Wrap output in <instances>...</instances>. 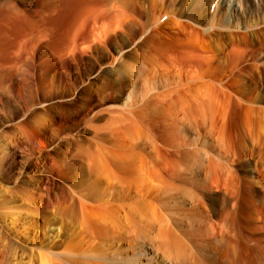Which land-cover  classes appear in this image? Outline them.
Wrapping results in <instances>:
<instances>
[{"label": "rangeland", "instance_id": "1", "mask_svg": "<svg viewBox=\"0 0 264 264\" xmlns=\"http://www.w3.org/2000/svg\"><path fill=\"white\" fill-rule=\"evenodd\" d=\"M139 1L133 0L134 4L131 2L123 5L124 8L120 11L122 14L120 12L111 13L109 10L107 11L110 13L100 10L94 15L89 16V14L69 35L71 20L75 17V13L77 16L81 13L79 10L84 11L91 4V6L98 4L101 6L102 1L76 2V8L68 14V12L63 13L62 8L65 6L63 0H0V17L3 11L11 10V8L17 9L23 15L8 21L0 19L2 21L0 22V125L3 123L0 133L12 136L15 132L22 137L17 126L32 120V117L40 113L43 115V110L46 108H50L53 114L55 113V128L58 129L48 130L49 132L46 130L44 135H33L30 143H24L21 151L13 148L7 151L0 150V204L6 202L4 199L12 201L11 197L14 194L10 190L17 188L20 179L28 181V178L18 173L25 160V155L30 157L27 159L30 165L24 173L30 177H38L44 181L50 180L56 185L65 186L67 184L64 180L66 172L56 166L62 163L63 159H69L70 156L64 153L72 154L78 146L92 147L93 151L97 147L94 145L96 140H99L97 141L98 147L101 142V146H109L110 149L114 147V150L122 152L130 151V149L132 151L135 148L141 151L143 147L145 151L144 153L141 151V155H144L142 159L140 158L142 163L145 164L148 158L154 155L153 161L162 164L161 167L163 164L165 166L168 164L162 167L164 168L162 174H165V178H169L167 172L171 171L170 164L173 163L174 158L177 159L172 148L177 147L170 148L168 142L166 143L165 130L167 125L169 129L170 119L168 117L173 113L171 112L172 105H178L179 98L182 99L190 90L187 88L189 84L187 77L192 73L196 77L194 78L196 82L201 79L202 81L208 80L210 88L205 92L209 96L200 101L201 106L203 105L202 109L198 102L196 105L190 101L196 106L199 105L198 110L192 105L191 111L193 112V108L197 110L195 115L193 113V115H185V120L180 113L178 119L183 124L185 122V125L191 123V129L184 128L191 132H186V137L193 138L198 148L208 150L211 158H214L215 151L221 152L220 161L224 163L227 170L224 172V179L218 183H211V178L209 179L212 191L205 194L204 202L212 221L210 227L212 237L209 247L211 250L209 251L212 261L215 260L211 264H255L256 261L264 264V137L254 142L249 135L250 132L255 137L256 130H264V124L261 123H264V0H241V11H232L234 14L226 11L225 0H172L176 4L174 17L184 23L185 28L181 27V30L178 27L167 25L166 17H160L163 15L164 7L168 6L171 0H145V6ZM237 1L239 0H234V2L227 0L231 5L232 2L237 4ZM102 12L108 15L103 16ZM219 14L224 20L220 23L217 21ZM207 19L208 23L204 22ZM101 27L103 31L106 30L104 31L106 34L100 29ZM142 42H147V47L142 50L146 52L148 50L152 55L157 52L159 55H154L158 67L166 66L160 67L162 69L159 68L156 75L155 84L158 92L153 96L158 98L154 100L155 97L147 98L145 95L142 102L138 99L135 107V103H132V107L126 110L125 104L128 102L126 96L130 85L123 82L121 85L111 84L103 100L101 96L98 97L91 92H89L91 97L86 100L84 96H87L89 90L83 86L86 79L98 72L101 77L108 79L107 71L113 60L123 53L122 58L126 56L122 60L130 62L132 60L130 54H133L135 49L141 48ZM150 43L153 45L151 46ZM237 48L238 51H236ZM233 49L235 52H232ZM185 51L187 54H184ZM234 58H236L235 62ZM143 89L149 90V85H145ZM173 91L175 92L171 93ZM66 92H78L82 100L79 98L72 100L66 96ZM165 92L168 94L166 95ZM148 104L150 105L147 106ZM139 111H141L140 114ZM144 112H147L146 116ZM115 113H118L117 116ZM112 115L127 120V123L125 120L123 130H137L141 131V134L147 132L140 135L141 139L138 137L135 140H130L129 136H127L128 139L123 135V138L126 137L124 140L129 141H123L120 137L122 142L117 137L119 133L116 134L119 130H112L111 133L109 130V132L105 131V122L110 121ZM32 122H35V119ZM260 123L261 127H259ZM33 125L34 123L28 124L30 127ZM98 126H101V129ZM219 130L223 132L220 133ZM53 131H57L59 138L58 135H54ZM112 135L115 137H111ZM66 137L67 141H65ZM142 137L146 138L145 141ZM160 137H164L163 140L159 139ZM89 139L94 141H89ZM153 139H155L154 142H152ZM161 140L165 141L161 144ZM150 143H157L154 144L156 147L154 152L153 144ZM156 151H160L158 152L160 157ZM41 158L44 160L43 165L45 164L42 172L36 167L38 166L36 160H41ZM72 162L81 164L80 161L78 163L73 159ZM78 165L77 167L80 168ZM47 168H50L51 172H46ZM80 172L81 170H77L75 177ZM122 173L121 175L125 176V173ZM151 176L154 179L156 177L155 180H157V175ZM142 177L145 178V183L143 181L139 189L141 193L147 194L151 185L148 184L145 174ZM246 186L249 193V186L252 187L251 194H254L255 199L257 196L261 197V202L257 205L255 202L252 209L245 207V203L242 202V194L245 196L247 192H245ZM65 198L63 192L52 189L50 198L53 203L52 211L49 210L50 207L43 209L44 211H40V216L36 218L40 225L44 223V220L55 221V227L68 232L62 235V240L60 239L64 244L72 238L70 233L75 234L79 232L78 228L81 229L77 222L80 220L78 204ZM21 203L26 202H16V204ZM233 204H238L239 207L242 205V208L233 209ZM1 205L0 231L3 230L9 234L8 237L13 239L14 244L12 247H7L0 241V264H39L31 245L23 241L24 237L19 234V231L12 229V222H17L18 225L14 226H17L16 229L19 230L22 226L19 222L22 221L14 219L9 213L11 211L6 208L3 210V205ZM228 209L230 210L229 219L232 220L234 216V225L223 224ZM25 223L27 222L23 221L22 224ZM45 232L51 237L56 234V231L51 229H46ZM42 240L44 241V238Z\"/></svg>", "mask_w": 264, "mask_h": 264}, {"label": "bare ground", "instance_id": "2", "mask_svg": "<svg viewBox=\"0 0 264 264\" xmlns=\"http://www.w3.org/2000/svg\"><path fill=\"white\" fill-rule=\"evenodd\" d=\"M63 1L65 5L64 8H62L63 13L68 12V14H70L69 12L71 10H74V8H76L75 6L76 2L79 1L83 2L85 0H63ZM100 1H102L101 6H99V4L95 6H91L92 5L91 4L88 8L87 7L86 9L84 8L85 9L84 11L79 10L81 13H79L77 16H76L77 13H75V17L72 16V18L73 17L74 18L71 20L72 22L70 24L69 35L76 27H78L79 23L89 14H90L89 16H91L92 14L94 15L95 12L100 10H105L104 12H108L107 10H109L111 11V13L114 12L119 13L124 8L123 5L126 4L128 5L129 3L133 2V0H100ZM240 1L241 0L237 1L238 3L235 4L233 3L234 2L233 0L231 5L229 2H227V0H225L224 4L226 6V11L228 10L229 14H234L233 12L241 11L240 5L242 2L240 3ZM139 3L144 6L146 5L145 0H140ZM167 5L168 6L164 7L163 9V15L160 17L162 18L164 16L167 18L166 19L167 25L176 28L178 27V29L180 28V30L182 28H185L184 23H182L181 20H178V18L174 17L175 15L174 13L176 11V7H175L176 4L172 1L170 4ZM104 12H102L103 16H106L108 15V13H110L108 12L107 14L106 13L103 14ZM20 15L21 14L17 9L11 8V10L8 9L7 11H3L2 17H0V19L2 21L3 20L8 21L9 19L20 17ZM159 19H157V21ZM222 19L223 18L221 14H219V16L217 17V21H219V23L223 22L224 20ZM93 20L95 21V19ZM204 22L208 23V19L204 20ZM102 27L100 29H102ZM104 31L103 33H105ZM154 35L153 37H155ZM200 39L202 40V38ZM146 47H147V42H142V47L135 49V52L136 51L138 52L136 54H134L135 52H133V54H130L132 58L130 62H128V60L123 61L122 59L126 55L122 58L123 53L122 52H121L122 54L119 53L122 56L119 55L117 59L115 58L116 60H113V62L109 65V68L107 67L108 68L107 73H109L108 79H105L104 76L101 77V75L98 74L100 73L98 71H97L98 73L86 79L85 83H83V86H85V88L89 90L87 96L85 95L84 98L86 100H89V98L91 97L89 96V92H91L96 94L98 97L101 96V99L103 100L106 96L105 93L109 90L111 84L114 83L117 85L118 84L121 85L123 82H127V85H130V89L126 96L128 101L127 103L130 104L128 105L127 103L125 104L126 106L125 108L127 110V108L128 107L131 108L132 103H135L138 99L141 100L142 102L143 97L145 95L148 98L157 94L158 92L156 90L157 85L155 84L157 78L156 75L159 72L158 69L165 65L158 67L157 65L158 63L155 61L156 57L154 55L156 56L159 55H157V52L154 55H152L151 52L150 53L148 52V50L147 52L146 50H142ZM148 48L150 49V47ZM236 51H238V48ZM232 52H235V50L233 49ZM184 54H187L186 51L184 52ZM189 55H191V53ZM115 61H117V63H115ZM233 61L235 62L236 58H234ZM194 78H196L194 74L191 73L188 75L187 80L189 84L187 85V88H189L190 90L184 95L185 97L183 96L182 99L181 97L179 98L180 103L178 105L177 104L172 105L171 107L172 111L171 110L170 111L173 113L168 117L170 119L168 121L170 123V124L168 123L169 129H168V125L167 127L165 125V127L168 129L165 130V132L167 133V134L165 133L167 137L164 136L167 139L166 143L168 142L167 144L170 146V148L174 146L177 147V148H172L174 150V154L177 156V159L174 158L175 160L173 159V163L170 164L172 167L171 171L167 172L165 168L167 174H169L168 175L169 178H165L164 177L165 174L164 175L162 174L163 173L162 170L164 169L162 167L163 166L166 167L168 164L166 166L163 164V166L161 167L162 164L160 165V163H157L156 161L155 163L153 161L154 158L152 157H154V155L150 157L151 159L148 158L147 156L148 160L145 162V164L142 163V160H140V158L142 159V156L144 155V154L141 155L142 152L145 151L143 147L141 150L142 152L140 150L139 151L135 150L136 148L132 151L130 149V151H126V152L125 151L122 152L121 150L120 151L117 150L118 151L117 152L116 150L113 149L114 147L110 149L111 147L109 148V146L108 147L101 146L100 145L101 142L99 143V147L101 146L99 148L97 143V141L99 140L95 141L96 144L94 145L95 147L96 146L97 147L93 151L91 150L92 149L91 146H89L91 148H88L87 146L86 148L83 146H82L83 148L81 146H78L76 147L74 153L72 154H70L69 152L64 153V155L70 156L68 157L69 159H63V162L57 165L56 163L58 162L55 163L56 166L60 167V169L61 168L64 169L66 172L65 173L66 176L64 180L67 184L65 186L56 185L50 180L44 181L43 179L38 177L28 176V174L24 173V171H26V169L30 165V163L27 160L30 159V157L29 156L26 157V155L24 156L25 160L23 161L18 173L23 175L22 177L28 178V181H26L25 179L24 180L20 179L19 180L20 184H18L17 188L15 190L13 189L10 190L13 191L12 193L14 194L13 197L9 196L12 198V201H10L9 199H4L6 202L3 201L1 202H3L2 203L3 210L4 208H6L7 210L9 209L11 211L9 213L13 216L14 219H17V221L18 220L22 221L19 222L22 225L21 228L19 227L20 228L19 230L16 229L17 226L16 227L14 226V225H18L17 222L16 221L12 222L13 224L12 229L19 231V234L22 237H24L23 241L31 245V247L34 249L33 252H35L37 255L39 264H211V262L215 260L214 259L212 261V257L209 251L210 249L209 247L211 243L210 238L212 237L211 235L212 232L210 229V227L212 226V221L208 207L206 206L204 201L206 199L205 194H209L212 191V187L209 183L210 182L209 179L211 178V183H218L220 180L224 179L225 176L224 172H227V170L223 165L224 163L220 161L222 157L221 152L215 151V156H213L214 158H211L208 150L206 151V149L203 148L201 149V147L198 148V146L195 145L194 143L195 141H193L194 140L193 138L188 139V137H186V132H190V131H186V129L184 128L186 127L190 128L191 123L190 124L187 123L185 125V122L183 124L181 123L182 121L180 122V120L178 119L180 113L184 119H185L184 117L185 115L188 116L189 114L193 115L198 110L199 108L198 106L199 105L201 106L202 102L200 101H202V99H204L206 96L207 97L209 96V94L205 92V90H208L210 88V83L209 82L207 83L208 80L207 81L205 80L206 81L205 82L202 81L201 79L198 82H196V79ZM145 85L147 86L149 85V90L143 89L145 88ZM139 90H142L144 93ZM175 91L171 93H174ZM165 94L167 95L168 93L165 92ZM66 96L70 97V99L72 100L79 98L78 92L76 93L66 92ZM156 98L158 97H155L154 100ZM80 100H82V98ZM190 101L194 102V104L198 102L199 105L196 106L197 104L194 105L193 103H190ZM135 105L136 103L134 104V107ZM149 105L150 104H148L147 106ZM192 105H194V108L197 110H194L193 108V112H192L191 111L193 107ZM61 107L63 106L61 105ZM141 111H139L138 113L140 114ZM43 112H44L43 115H40L41 114L40 113L38 114V116L32 117L33 118L32 120L26 121L27 123L25 122L17 126L18 130L21 132L20 134H22V137L15 132L12 134V136L11 135L5 136L3 132L0 133V150L7 151L8 149L11 150L13 148V149H20L21 151L24 143L29 142L33 135L35 134L44 135L46 130L47 131L58 130L55 128L56 126L55 124L56 115H54L55 113L53 114L50 108L44 109ZM146 113L144 112L145 116ZM133 114H134L133 117H135V113ZM110 118H111L110 121L108 120L109 123H107L108 125H106V122L108 121L105 122L106 125V126L104 125V128H106L105 131L109 130L110 132L109 131L108 132L111 133L113 132L112 130L114 131L119 130L116 133V134L119 133L117 137L119 139H121L120 137H122L123 141H127L129 138L130 140L131 139L135 140L138 137L139 139H141L140 135H144L147 132V131L145 133L142 132L141 134L140 133L141 131L138 132L137 130L135 131L123 130L126 119H123V117L122 118L115 117V115L114 116L112 115V117ZM34 119L35 122H32ZM30 123H34V125L31 127L28 126V124ZM261 123L264 124L263 122ZM2 124L0 125V128ZM260 124L259 127L262 126V124L261 125ZM102 130L104 131V129ZM219 131L220 133L223 132V130H219ZM53 132L54 135H58L59 138V134L57 133V131H53ZM123 135H125L126 137L129 136V138L127 137L128 139L124 140L126 137L123 138ZM150 135L149 137L151 138ZM249 135L251 140H254V142L256 141L258 142L262 137H264V130L262 129L256 130L255 137L252 136L250 132ZM111 137H115V136L112 135ZM177 137H181L184 139L179 140ZM253 137L254 139H252ZM163 138L160 137L159 139L163 140ZM65 139H66L65 141L68 140L67 137ZM122 139L120 141H122ZM145 139L146 138L144 137L143 140L145 141ZM92 140L89 139V141ZM154 140L155 139H153L152 142H154ZM162 140H161V144L165 141L164 140L162 142ZM181 142L182 145H180ZM152 144H153L152 148L154 152L156 148L155 145L157 143H152ZM135 146L137 147V145ZM53 148L55 149V147ZM157 149L159 150L160 148ZM160 151H156V152L158 153ZM157 155L160 157V153H158ZM46 156L47 155H45V157ZM163 156L165 157V155ZM155 158L158 159L157 156H155ZM72 159L73 161L77 160V162L78 161L81 162V164H79L80 168L77 167L78 164H76V162L75 163L72 162ZM42 162H44L42 158L41 160L39 159L36 160V164L38 165L36 167L39 168L37 170L39 171L41 170V172L43 166L45 165V164L43 165ZM175 169L178 171H176ZM77 170H81V172L79 175L75 177L76 175L75 172ZM181 170L185 171V173ZM121 171L125 173V176L121 175L122 173ZM46 172H51V169L47 168ZM143 174H145L146 179L149 182L147 183L151 185V188H149L147 194L141 193V190L139 189L140 188L139 186L142 185V182L144 181L145 183V178L142 177ZM151 175H157V180H155L156 177L154 179ZM247 188L248 187L246 186L245 192L246 191L247 192L245 193V196L242 194V202L245 203V207H250L252 209L255 202L256 205L261 202V197L257 196L255 199L254 194H251L252 187L249 186L250 193L248 192ZM52 189L60 190L61 192L64 193L66 198H69L72 200V202L78 204L77 209H79L80 220L79 221L77 220V222H79L78 226H80L81 229L78 228L79 232H76L75 234L70 233V236L72 238L70 239L69 242L65 244L62 243L61 237L62 235L67 234L68 232L62 230L59 227H55L56 224L55 221L42 219L44 220L43 221L44 223L40 225L38 224V220H36V218L40 214V211H42L43 209H48L49 207H50L49 210L52 209L53 203L51 202L52 199H50ZM173 192L176 193L174 194ZM18 201L26 202L27 205H25L26 203L16 204V202ZM238 207H239L238 204L236 205L233 204L232 208L237 209ZM240 208H242V205H240L238 209ZM229 216H230V210L228 209L226 211V217L223 219V224L234 225V216L232 217L233 221L229 219ZM23 221L27 223L22 224ZM47 226L48 228H46ZM46 229L55 230L56 231L55 236L54 237L49 236L45 232ZM8 235L9 234H6L3 230L0 231V241L6 244L7 247H12V244H14L12 242L13 239H10ZM43 238L44 241L42 240ZM31 258H33V256ZM255 264H259V261H256Z\"/></svg>", "mask_w": 264, "mask_h": 264}]
</instances>
